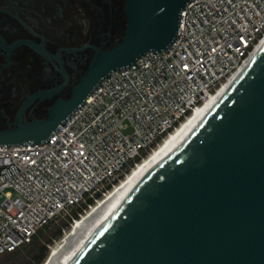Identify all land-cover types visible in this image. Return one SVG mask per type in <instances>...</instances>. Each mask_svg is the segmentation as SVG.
I'll return each instance as SVG.
<instances>
[{
	"label": "water",
	"instance_id": "1",
	"mask_svg": "<svg viewBox=\"0 0 264 264\" xmlns=\"http://www.w3.org/2000/svg\"><path fill=\"white\" fill-rule=\"evenodd\" d=\"M191 1L127 0L120 42L97 49L70 97L45 119L0 131V145L49 141L108 75L166 51ZM63 264H264V48L186 142Z\"/></svg>",
	"mask_w": 264,
	"mask_h": 264
},
{
	"label": "built area",
	"instance_id": "2",
	"mask_svg": "<svg viewBox=\"0 0 264 264\" xmlns=\"http://www.w3.org/2000/svg\"><path fill=\"white\" fill-rule=\"evenodd\" d=\"M263 39L264 0H192L166 51L108 75L49 141L0 145V256L105 196Z\"/></svg>",
	"mask_w": 264,
	"mask_h": 264
},
{
	"label": "flooded vegetation",
	"instance_id": "3",
	"mask_svg": "<svg viewBox=\"0 0 264 264\" xmlns=\"http://www.w3.org/2000/svg\"><path fill=\"white\" fill-rule=\"evenodd\" d=\"M126 2L0 0V131L45 119L70 97L97 49L122 39Z\"/></svg>",
	"mask_w": 264,
	"mask_h": 264
},
{
	"label": "bare ground",
	"instance_id": "4",
	"mask_svg": "<svg viewBox=\"0 0 264 264\" xmlns=\"http://www.w3.org/2000/svg\"><path fill=\"white\" fill-rule=\"evenodd\" d=\"M263 48L264 39L215 95L187 116L149 155L133 167L114 188L83 213L79 219L73 222L71 228L67 232H64L62 238L51 248L48 257L42 264H63L99 228L124 197L186 142L240 80L262 52Z\"/></svg>",
	"mask_w": 264,
	"mask_h": 264
},
{
	"label": "trees",
	"instance_id": "5",
	"mask_svg": "<svg viewBox=\"0 0 264 264\" xmlns=\"http://www.w3.org/2000/svg\"><path fill=\"white\" fill-rule=\"evenodd\" d=\"M75 216H77V214H75ZM50 224H52V222L41 228L39 230L40 232L38 231L39 234L44 231V228H48ZM67 226L68 221L62 220L60 224L55 228L52 236H50L49 239H47L43 243L40 242L37 236L38 234H35L30 243L20 246L13 252H9L0 256V264H7V262H9L11 259H18L23 257H25L24 264H42L45 258L44 251L46 250V244L50 243L53 238L62 236L63 230ZM24 253L27 254L23 255Z\"/></svg>",
	"mask_w": 264,
	"mask_h": 264
},
{
	"label": "rangeland",
	"instance_id": "6",
	"mask_svg": "<svg viewBox=\"0 0 264 264\" xmlns=\"http://www.w3.org/2000/svg\"><path fill=\"white\" fill-rule=\"evenodd\" d=\"M129 172H130V170H127L126 173H129ZM124 177H125V175H123L121 177V180ZM102 197L103 196L100 195V196H98L97 199L99 200ZM88 204H91V206H93L95 203H94L93 200H87L86 202L82 203L80 206H78V207H76V208L73 209L72 216L71 217H67V218L58 217L55 221L52 222V224L49 225L48 228H44V231H42L40 234H39L40 231L37 232L36 234H38L37 236H38L40 242L43 243L44 241H46L47 239H49V237L52 236L55 228L60 224V222L62 220H66V221H68V226L64 228L63 234H62V236H63L64 235V232H67L71 228L73 222L75 220L79 219L80 218V215H82L83 213H85L89 209ZM75 214H77V216H75ZM62 236L55 237V238L52 239V241L50 243H47L46 244V250L44 251V256H45L44 261L48 257L51 248L62 238ZM26 254L27 253H24L23 255H26ZM24 258L25 257L18 258V259H11L9 262H7V264H24V262H25V259Z\"/></svg>",
	"mask_w": 264,
	"mask_h": 264
}]
</instances>
